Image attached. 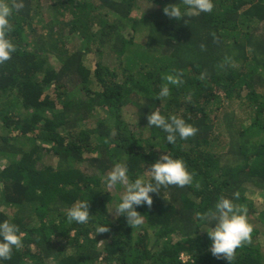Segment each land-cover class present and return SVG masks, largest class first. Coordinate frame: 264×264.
Segmentation results:
<instances>
[{
	"label": "trees",
	"instance_id": "trees-1",
	"mask_svg": "<svg viewBox=\"0 0 264 264\" xmlns=\"http://www.w3.org/2000/svg\"><path fill=\"white\" fill-rule=\"evenodd\" d=\"M139 1L23 0L10 17L17 50L0 65V222L24 236L0 264H230L211 254L209 225L196 213L221 196L242 204L245 184L264 194V0H212L210 13L179 20L163 8L176 4L184 13L182 0H145L160 12L136 17ZM173 70L184 83L169 84L171 94L158 100ZM78 88L84 95L62 99ZM155 110L198 132L175 144L155 126L145 134ZM164 153L185 162L193 185L150 193L152 207L136 208L145 218L140 228L110 218L102 177L120 163L130 181L146 179ZM80 201L89 203L87 224L67 219ZM259 219L264 226V210ZM99 225L109 231L98 234ZM260 232L254 228L232 264H264Z\"/></svg>",
	"mask_w": 264,
	"mask_h": 264
},
{
	"label": "clouds",
	"instance_id": "clouds-1",
	"mask_svg": "<svg viewBox=\"0 0 264 264\" xmlns=\"http://www.w3.org/2000/svg\"><path fill=\"white\" fill-rule=\"evenodd\" d=\"M187 9L182 13L181 8L176 4L167 5L163 8V13L169 18L182 19L184 15L196 16L201 13H210L214 4L212 0H182ZM23 0H0V65L12 58V54L17 48L9 38L13 31L10 17L15 12L24 8ZM215 38V34H213ZM204 45L201 48L204 49ZM175 74H165L162 78L166 81L161 86L157 99L168 97L171 92L169 84L179 87L184 83L183 73L173 70ZM206 74L201 73L200 79H205ZM148 126H155L167 133L166 140L169 144H175L177 137L187 140L198 132V129L191 124H187L184 119L175 115L166 118L159 110L153 111L147 116ZM150 180L138 177L130 181L127 167L117 163L102 179L108 187L117 184L124 186L125 191L116 205L114 213L116 217L125 216L127 224L131 228H140L144 224V216L137 210V206L147 205L150 209L153 205L150 193H159L160 188L176 186L183 188L193 185L194 173L189 172L182 159L172 158L169 154L160 155L159 159L151 164L147 170ZM154 181V183H153ZM199 188V183L195 185ZM234 199L240 198L239 191L233 194ZM248 208L243 204H235L233 200L221 196L214 208L205 212H197L196 216L209 227L207 235L211 240L210 252L217 259H226L232 264L236 258L237 249L251 244L253 225L248 221ZM69 222L75 221L78 224H87L90 219L89 203L80 201L67 210ZM214 223V227H210ZM109 228L99 225L96 228L98 234L107 233ZM24 234L19 227L9 220L0 222V260H9L12 257L13 249L23 247L22 239Z\"/></svg>",
	"mask_w": 264,
	"mask_h": 264
},
{
	"label": "rangeland",
	"instance_id": "rangeland-1",
	"mask_svg": "<svg viewBox=\"0 0 264 264\" xmlns=\"http://www.w3.org/2000/svg\"><path fill=\"white\" fill-rule=\"evenodd\" d=\"M150 3H148L147 1L145 0H140L139 3H138V7L137 10H135V16L138 17L139 14H143V15H146V14H151L155 11H158L160 12V6H158L159 8H157V6H152V5H149ZM163 4V3H162ZM159 5V4H158ZM161 5V4H160ZM155 8V9H153ZM261 28L264 30V23H262V25L260 24ZM132 31V30H131ZM126 34H129V32H125ZM137 39H141V34L138 33L137 34ZM76 40H78L76 38ZM76 42H80L79 40L76 41ZM93 59V56H87L85 58V63L88 65V66H91L92 65V60ZM96 89H98V86H92L91 87V90L92 91H95ZM75 93V94H74ZM84 95V92L82 91H79V88L76 89L75 91L72 92L69 91V93L67 94H63V97L62 99L63 100H68V99H71L72 98L74 99L76 96H82ZM59 105V104H58ZM60 107V106H59ZM99 112H100V115L102 117H107V118H110L112 115H111V111H109L107 108L103 107V108H100L99 109ZM129 113L130 115L132 116H129L128 117V122L130 124H134L135 123V120H136V116H133L132 114V110L129 109ZM241 117H244L245 114L243 113V111L241 112ZM245 119V118H244ZM243 119V120H244ZM145 129V134L149 131V126H146L144 127ZM222 127H218V131H220V135H221V145L222 147H226L224 151L228 152L229 149L232 148V144H229L228 143V136H227V133L225 132V129L223 128L222 130ZM222 133V134H221ZM232 139V138H231ZM6 164V160L5 159H1L0 160V166L1 165H5ZM147 173L145 174V177L147 179ZM119 185V184H117ZM114 186V187H108L107 186V189L108 191L111 192V195H112V200L111 202L108 204L107 206V214L110 218H115V213H114V209L116 207V205L120 202V198L121 196L123 195L124 191H125V188L124 186L122 187H118V186ZM243 195L245 196V201L242 203L243 205H246L248 209H250L251 211L253 210V214L251 216L248 217V221L253 225L254 228L257 229L258 227V230H261V232L258 234L257 236V241L258 243H260L261 245V253L264 254V226L263 224H259L260 223V219H259V213L262 212L264 210V194L262 193L263 191L259 190L257 191V189H254V188H251V186L249 185H244L243 187ZM150 195V194H149ZM152 196V195H151ZM165 196V195H164ZM152 199H153V196H152ZM252 206V208H251ZM137 229V228H135ZM182 258L186 259L185 256L182 255ZM48 264H55L53 263L50 259H48L46 261Z\"/></svg>",
	"mask_w": 264,
	"mask_h": 264
}]
</instances>
